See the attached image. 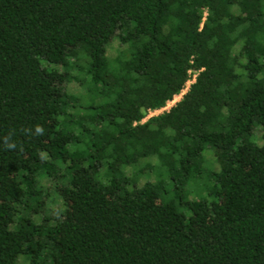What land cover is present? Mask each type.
<instances>
[{
  "label": "trees",
  "instance_id": "16d2710c",
  "mask_svg": "<svg viewBox=\"0 0 264 264\" xmlns=\"http://www.w3.org/2000/svg\"><path fill=\"white\" fill-rule=\"evenodd\" d=\"M0 264H264V0H0Z\"/></svg>",
  "mask_w": 264,
  "mask_h": 264
},
{
  "label": "built area",
  "instance_id": "2783aa9c",
  "mask_svg": "<svg viewBox=\"0 0 264 264\" xmlns=\"http://www.w3.org/2000/svg\"><path fill=\"white\" fill-rule=\"evenodd\" d=\"M197 75H198V72L196 71H191L190 72V80L187 82L186 84V87L184 88V90L182 91V93L179 96V98H183V96L189 91L191 85L196 81L197 79ZM176 96L174 98V100L170 101L166 107L162 108L161 110H158V111H150L148 116L149 118L153 117V116H157V114H163V113H166V112H169L171 108H173L179 101H177V97ZM180 100V99H179Z\"/></svg>",
  "mask_w": 264,
  "mask_h": 264
},
{
  "label": "rangeland",
  "instance_id": "374dc122",
  "mask_svg": "<svg viewBox=\"0 0 264 264\" xmlns=\"http://www.w3.org/2000/svg\"><path fill=\"white\" fill-rule=\"evenodd\" d=\"M177 99V101H180L182 98H179V96L176 98ZM180 99V100H179ZM157 115H160V114H157ZM156 116V115H155ZM149 119V116H147V118H146V120H148ZM145 120V121H146Z\"/></svg>",
  "mask_w": 264,
  "mask_h": 264
}]
</instances>
